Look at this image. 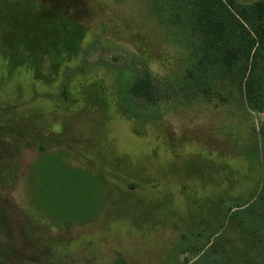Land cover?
Here are the masks:
<instances>
[{"label": "rangeland", "instance_id": "obj_1", "mask_svg": "<svg viewBox=\"0 0 264 264\" xmlns=\"http://www.w3.org/2000/svg\"><path fill=\"white\" fill-rule=\"evenodd\" d=\"M164 1L0 0V264H264V55L184 98Z\"/></svg>", "mask_w": 264, "mask_h": 264}, {"label": "trees", "instance_id": "obj_2", "mask_svg": "<svg viewBox=\"0 0 264 264\" xmlns=\"http://www.w3.org/2000/svg\"><path fill=\"white\" fill-rule=\"evenodd\" d=\"M164 3L162 22L171 40L180 47L187 43L193 51L188 58V69L176 82L184 98L190 94L207 96L216 69L218 76L236 75L242 83V69L237 68L239 59H248L251 55V60H256L264 55V0L248 5L240 0H165ZM197 85L206 87L199 93ZM150 86L146 79L139 77L129 85L128 93L134 98L145 97L151 94ZM243 87L247 100L253 97L254 101V92L257 96L264 93V79L259 83L249 77ZM186 90L191 93L187 95Z\"/></svg>", "mask_w": 264, "mask_h": 264}]
</instances>
